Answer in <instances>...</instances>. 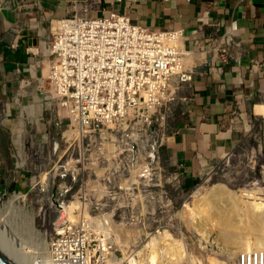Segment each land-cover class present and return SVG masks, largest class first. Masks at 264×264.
Returning a JSON list of instances; mask_svg holds the SVG:
<instances>
[{
    "label": "built area",
    "instance_id": "1",
    "mask_svg": "<svg viewBox=\"0 0 264 264\" xmlns=\"http://www.w3.org/2000/svg\"><path fill=\"white\" fill-rule=\"evenodd\" d=\"M73 8L72 15L53 21L49 34L30 51L27 76L16 71L15 90L0 80L1 124L17 134V169L36 162L32 146L22 139L24 119L36 120L43 144L55 128L63 129L64 116L73 134L63 133L62 139L72 141L75 159L59 161L46 175V181L69 180L77 187L61 191L63 201L55 205L47 264H145L143 254L127 262L116 250L113 226L98 202L114 197L102 185L110 176L97 170L112 161L125 167L141 154L156 160L159 149L180 133L178 108L192 104L194 78L202 75L203 65L195 57L217 53L226 62L230 40L218 26L205 40L190 39L183 31L141 26L126 14H105L99 4L76 0ZM71 203L78 216L73 222L66 213L63 218L64 206ZM238 262L264 264V251L243 253Z\"/></svg>",
    "mask_w": 264,
    "mask_h": 264
},
{
    "label": "rangeland",
    "instance_id": "2",
    "mask_svg": "<svg viewBox=\"0 0 264 264\" xmlns=\"http://www.w3.org/2000/svg\"><path fill=\"white\" fill-rule=\"evenodd\" d=\"M263 102L264 95L255 105ZM253 110L254 108H251L246 112L245 118L250 127L242 142L224 158L202 167L196 175L186 177L176 168H172L164 158V147L159 149V156L154 161L147 160V156L141 154L140 159L131 158L125 167H119L112 161L110 166L98 168V174L110 176V182L102 185L109 188L114 197L98 202L103 206L104 214L113 215L111 233L115 248L123 260L128 262L143 254L145 264H168L169 256L183 251V257L176 264H213L215 261L214 264H239L240 256L245 253L241 248L243 245L254 244V240L251 242V237H247V240L246 236H243L246 240L238 241L241 246L225 243L220 236V227L215 225L218 210H214L213 219L210 217L212 221H204L202 214L208 207L211 210L208 198L214 186L220 185L228 190L221 202L223 210H229L230 205L235 203L238 196L241 197L243 191L253 192L264 198V116H260L264 115V104L256 109L260 115H255ZM53 117H56V113ZM63 119V129L55 128L50 142L44 144L41 142L40 130L35 132L36 120L24 119L21 127L24 130L22 139L26 140L28 146H32L36 162H33V167L25 165L17 169V134L13 135L1 124L0 116V212L15 193L21 192L26 196L25 199H18L15 206L24 208L35 216V231L28 240L31 242H26L28 246L39 244L43 240L51 244L54 235L53 223L57 219L53 211L58 201H63L60 194L64 192L61 191L66 188L77 190L76 184L70 183L69 180L57 179L49 182L41 179L50 172L53 174L59 161L63 163L75 159L73 147L70 145L72 141L68 144L66 137L62 139L69 124L65 116ZM55 144L59 148L53 153ZM43 163L45 167L42 166ZM32 177H35L36 181L31 182ZM66 199L74 202L69 197ZM237 207L240 208L236 201V212L242 216L241 209L238 211ZM231 213L234 214L229 210V214ZM66 214L63 212V218ZM238 214L236 213V222L239 226L243 224V217ZM3 230H6V227ZM10 236L24 249L21 239L11 234ZM179 246L183 249L178 250ZM173 247L177 249L174 251ZM163 248L166 250L162 254L160 251ZM169 250L172 252L168 253ZM156 253H159L157 258L154 257ZM151 256L154 257L152 261Z\"/></svg>",
    "mask_w": 264,
    "mask_h": 264
},
{
    "label": "crops",
    "instance_id": "3",
    "mask_svg": "<svg viewBox=\"0 0 264 264\" xmlns=\"http://www.w3.org/2000/svg\"><path fill=\"white\" fill-rule=\"evenodd\" d=\"M76 0H0V80L11 85L30 51L49 34L55 20L72 15ZM105 14H126L157 30L183 31L205 40L215 33L230 40V56L197 55L202 75L194 78L190 108H178L180 133L163 150L166 162L190 177L227 156L248 134L247 110L264 95V0H82ZM83 5V4H82ZM94 16L102 12H94ZM12 96V94H10ZM264 116V115H260Z\"/></svg>",
    "mask_w": 264,
    "mask_h": 264
},
{
    "label": "bare ground",
    "instance_id": "4",
    "mask_svg": "<svg viewBox=\"0 0 264 264\" xmlns=\"http://www.w3.org/2000/svg\"><path fill=\"white\" fill-rule=\"evenodd\" d=\"M72 135L73 134L71 131L65 132V136H67L69 138H72ZM44 179L46 180V175L42 176V181ZM227 191H226V188H224L223 186H220V185L214 186L212 188L211 195L208 198V201H210L209 206L211 205L210 206L211 210H209V207L207 209H204L203 214H202V219L204 218V221L210 220V217H211V219H213L212 217L214 216L213 215L214 210L215 211L218 210L217 211V213L219 214L218 220L216 222L215 221L214 222H215V225H218L220 227V229H221L220 236L223 238L222 240H224L225 243L237 245L238 241L240 242L241 239L246 240L245 238H243V236H246V238L251 237V242L253 239L254 244H248L246 246L243 245V248H241V249H244L243 252L248 253V252H255V251H264V198L258 197L259 194L256 195V193L249 192V191H243L241 197L238 196V199L236 201H237V205L240 208L237 207L238 208L237 210L239 211L241 209L240 211L242 212V216L241 215L240 216L243 217L242 218L243 224L238 226V224L236 222V213L238 214L239 212H236V201H235V203H232L230 205V207L228 208L229 210L234 212L233 215H232V213L229 214V210H225V209L223 210L222 205H221V202H223V198L228 194ZM21 198L25 199L26 196L17 194V195H14L9 202L5 203L3 210L0 212V231L3 234H5L16 245V247L24 254V256L26 257V259L29 261L30 264H47L48 258H49L48 256H49L50 245L47 244L45 242V240L41 241L39 244L34 243L30 246H28L26 244V242L28 240H30L32 238V236L34 235L35 216L32 214H29L26 211V209L15 206V202ZM234 199H236V198H234ZM64 208H65V213L67 212V215H68V218L70 221L73 222V221H76L78 219V216L74 212L75 208H76L75 203H71L69 206L65 205ZM226 211H228V212H226ZM193 213H195V212H193ZM193 213H192V215H193ZM239 214H238V216H239ZM112 216H113L112 213H107V215H104L103 218L108 221V224L110 223L113 225ZM216 217H217V215H216ZM193 218H195V217H193ZM214 220H216V219H214ZM210 221H212V220H210ZM213 225H214V223H213ZM4 227H6V230H3ZM239 230H242V232ZM240 232H241V234L242 233L243 234L242 235L239 234ZM10 234L17 237L18 239L22 240L23 245H24V249L17 245L16 240L13 239L12 236H10ZM39 236L40 235L38 234V237ZM248 239L249 238H247V240ZM28 242H31V241H28ZM166 243H167V241H166ZM242 243L244 244L246 242H242ZM167 245L169 246V244H167ZM178 245L179 244H177V246ZM241 245L238 244V246H241ZM30 247H32V252H30ZM173 249H174V247H173ZM175 249H177V248H175ZM175 249H174V251H175ZM179 249H183V248H180V246H179L178 250ZM169 252L171 253L172 250L171 251L169 250L168 253ZM182 252H179V251H178V253L175 252V253H177V255L174 253V256H171L172 258L169 256L170 260H168L169 261L168 264H176V262L179 261L180 258L183 257ZM158 254L156 253L154 255V257L157 258L156 255H158ZM153 258L151 256V261ZM157 260H155V261H157Z\"/></svg>",
    "mask_w": 264,
    "mask_h": 264
},
{
    "label": "water",
    "instance_id": "5",
    "mask_svg": "<svg viewBox=\"0 0 264 264\" xmlns=\"http://www.w3.org/2000/svg\"><path fill=\"white\" fill-rule=\"evenodd\" d=\"M0 264H30L16 245L0 231Z\"/></svg>",
    "mask_w": 264,
    "mask_h": 264
}]
</instances>
